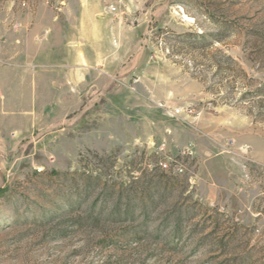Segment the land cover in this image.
I'll use <instances>...</instances> for the list:
<instances>
[{"label":"rangeland","instance_id":"obj_1","mask_svg":"<svg viewBox=\"0 0 264 264\" xmlns=\"http://www.w3.org/2000/svg\"><path fill=\"white\" fill-rule=\"evenodd\" d=\"M87 12L102 79L14 95ZM0 264H264V0H0Z\"/></svg>","mask_w":264,"mask_h":264},{"label":"crops","instance_id":"obj_2","mask_svg":"<svg viewBox=\"0 0 264 264\" xmlns=\"http://www.w3.org/2000/svg\"><path fill=\"white\" fill-rule=\"evenodd\" d=\"M84 17L85 22H88L87 28L78 36L80 39L68 44L65 48L66 54L63 48L56 50L55 53H49L48 46L37 44L32 48L34 51L16 56L19 60H26L24 69L27 71L25 70L24 76L16 73L14 95L17 97L30 95L31 99L39 100L42 99L40 94H48L50 97L45 100L58 101L62 99V95L57 93L55 87L91 85L96 83L97 76L102 79L101 76L107 73V61L111 60L107 16L99 18L87 12ZM23 85L34 87V93L23 92L20 89Z\"/></svg>","mask_w":264,"mask_h":264},{"label":"trees","instance_id":"obj_3","mask_svg":"<svg viewBox=\"0 0 264 264\" xmlns=\"http://www.w3.org/2000/svg\"><path fill=\"white\" fill-rule=\"evenodd\" d=\"M90 186H91V184H89L88 185V188H90ZM149 187L152 189V187L153 188H155V190H157L158 192V194H160L159 195V197H160V199L159 200H163L165 197H166V194H167V190L165 189V188H161L160 187V185L159 184H157V183H150V185H149ZM111 191H109L108 192V194L106 195V197H105V199H109V197L111 196ZM150 204H151V206L153 205V204H155L154 202H155V197H153L152 195L150 196ZM119 204H120V202H117V203H115V209L114 210H112L108 215L107 214H105V216L107 217V216H109V217H111L112 218V216L113 215H116V214H120L121 212H120V206H119ZM95 211H96V206H92V208H91V210L89 211V219L90 220H92V221H96V220H98V218L99 217H96V215H95ZM100 212V211H99ZM126 214H128V215H133V208H131V205L128 207V209L126 210V212H125ZM101 215H102V213H100Z\"/></svg>","mask_w":264,"mask_h":264},{"label":"built area","instance_id":"obj_4","mask_svg":"<svg viewBox=\"0 0 264 264\" xmlns=\"http://www.w3.org/2000/svg\"><path fill=\"white\" fill-rule=\"evenodd\" d=\"M112 11H115L116 10V7L115 6H111L110 7ZM194 112V109L191 108V107H178V108H171V113L174 114V115H177V116H183V115H191L193 114Z\"/></svg>","mask_w":264,"mask_h":264}]
</instances>
